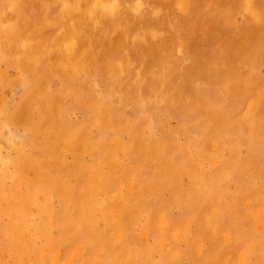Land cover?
<instances>
[{"label": "rangeland", "instance_id": "rangeland-1", "mask_svg": "<svg viewBox=\"0 0 264 264\" xmlns=\"http://www.w3.org/2000/svg\"><path fill=\"white\" fill-rule=\"evenodd\" d=\"M0 264H264V0H0Z\"/></svg>", "mask_w": 264, "mask_h": 264}]
</instances>
